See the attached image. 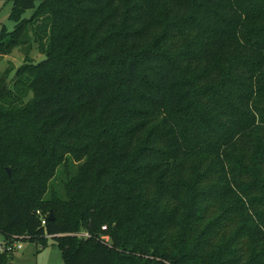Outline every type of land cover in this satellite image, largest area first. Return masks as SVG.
Here are the masks:
<instances>
[{"label": "trees", "instance_id": "trees-1", "mask_svg": "<svg viewBox=\"0 0 264 264\" xmlns=\"http://www.w3.org/2000/svg\"><path fill=\"white\" fill-rule=\"evenodd\" d=\"M5 1L0 231L65 264H264V0Z\"/></svg>", "mask_w": 264, "mask_h": 264}, {"label": "rangeland", "instance_id": "rangeland-1", "mask_svg": "<svg viewBox=\"0 0 264 264\" xmlns=\"http://www.w3.org/2000/svg\"><path fill=\"white\" fill-rule=\"evenodd\" d=\"M11 4L5 0H0V33L2 29L11 31L13 29L12 23L9 21V12ZM31 11L24 13V18H29ZM25 54L20 49H13L7 56L0 55V83L6 82L9 85V81L13 76L14 71L22 65L24 62ZM28 58L32 61H40L43 56L39 54L37 50L31 49L28 54ZM57 178L55 180V186L58 187ZM121 254L128 255L127 250L119 251ZM138 259H146L144 255L136 254ZM161 264H170L169 260H159ZM7 264H65L59 249L53 244L52 240H48L46 246L40 250V245H35L32 240L27 242L23 246V250L19 253L14 254Z\"/></svg>", "mask_w": 264, "mask_h": 264}, {"label": "built area", "instance_id": "built-area-1", "mask_svg": "<svg viewBox=\"0 0 264 264\" xmlns=\"http://www.w3.org/2000/svg\"><path fill=\"white\" fill-rule=\"evenodd\" d=\"M37 215H40V212H36ZM40 225L42 227L46 226V219L45 217L40 216ZM106 227H101L102 231H105ZM71 236L82 238V239H88L90 238V235L86 231H79L76 233L71 234ZM54 236L49 235L47 233H44L45 239H52ZM103 243H108V237L102 236L101 237ZM32 241V237L28 235H8L0 231V256H7L12 257L14 254L19 253L23 250V246L25 243ZM35 245H37L35 243ZM41 248V246H40Z\"/></svg>", "mask_w": 264, "mask_h": 264}, {"label": "water", "instance_id": "water-1", "mask_svg": "<svg viewBox=\"0 0 264 264\" xmlns=\"http://www.w3.org/2000/svg\"><path fill=\"white\" fill-rule=\"evenodd\" d=\"M7 175L10 176V171L6 169ZM53 219L52 214H49L48 220L51 221Z\"/></svg>", "mask_w": 264, "mask_h": 264}]
</instances>
